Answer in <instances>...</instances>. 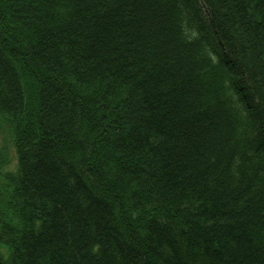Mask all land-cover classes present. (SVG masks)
Instances as JSON below:
<instances>
[{
	"label": "trees",
	"instance_id": "1",
	"mask_svg": "<svg viewBox=\"0 0 264 264\" xmlns=\"http://www.w3.org/2000/svg\"><path fill=\"white\" fill-rule=\"evenodd\" d=\"M0 264H264V0H0Z\"/></svg>",
	"mask_w": 264,
	"mask_h": 264
},
{
	"label": "rangeland",
	"instance_id": "2",
	"mask_svg": "<svg viewBox=\"0 0 264 264\" xmlns=\"http://www.w3.org/2000/svg\"><path fill=\"white\" fill-rule=\"evenodd\" d=\"M7 135L11 138L10 133H9V129L7 128V126H0V146L2 145H9V149L11 150L13 156H14V148L10 143H7L5 140L9 139V137H7ZM6 142V144H5Z\"/></svg>",
	"mask_w": 264,
	"mask_h": 264
}]
</instances>
